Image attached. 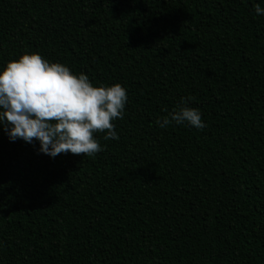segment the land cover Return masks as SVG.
<instances>
[{
  "label": "trees",
  "instance_id": "trees-1",
  "mask_svg": "<svg viewBox=\"0 0 264 264\" xmlns=\"http://www.w3.org/2000/svg\"><path fill=\"white\" fill-rule=\"evenodd\" d=\"M264 0H0L38 53L128 93L92 157L0 127V264H264ZM206 125L161 128L181 98Z\"/></svg>",
  "mask_w": 264,
  "mask_h": 264
},
{
  "label": "clouds",
  "instance_id": "clouds-1",
  "mask_svg": "<svg viewBox=\"0 0 264 264\" xmlns=\"http://www.w3.org/2000/svg\"><path fill=\"white\" fill-rule=\"evenodd\" d=\"M254 10L264 14L259 4ZM191 99L181 98L176 109L156 121L159 127L187 122L204 128L200 110L187 106ZM127 100L120 83L94 86L86 74H74L35 52L9 60L0 71V127L10 141H39V152L52 158L94 156L103 150L97 132H106L105 140H118L113 121L124 118Z\"/></svg>",
  "mask_w": 264,
  "mask_h": 264
}]
</instances>
